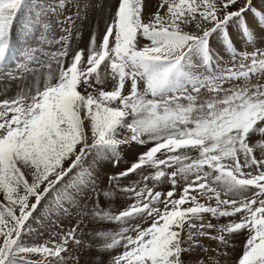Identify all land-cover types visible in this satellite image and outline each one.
<instances>
[{"label": "snow or ice", "instance_id": "obj_1", "mask_svg": "<svg viewBox=\"0 0 264 264\" xmlns=\"http://www.w3.org/2000/svg\"><path fill=\"white\" fill-rule=\"evenodd\" d=\"M0 78V264H264V0H0Z\"/></svg>", "mask_w": 264, "mask_h": 264}, {"label": "rangeland", "instance_id": "obj_2", "mask_svg": "<svg viewBox=\"0 0 264 264\" xmlns=\"http://www.w3.org/2000/svg\"><path fill=\"white\" fill-rule=\"evenodd\" d=\"M99 2V0H93V3H98ZM105 2H106V0H105ZM158 2H159V0H146V3L148 4V5H157L158 4ZM155 10H156V8L155 7H149V11H151V12H155ZM74 11V10H73ZM102 14V13H101ZM17 35H18V37L20 38V40H21V43L23 42L22 41V32L18 29L17 30ZM8 84V82L7 81H3L2 80V78H0V92H3V90H4V88H5V86ZM17 90V87H16V82H12V84H11V89H10V91L11 92H14V91H16ZM120 199H123V197H121V196H117V200H120ZM33 259H39V257H33Z\"/></svg>", "mask_w": 264, "mask_h": 264}]
</instances>
